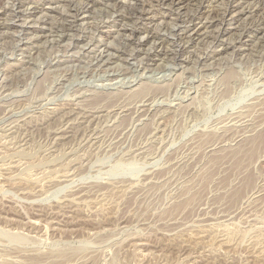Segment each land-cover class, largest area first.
Wrapping results in <instances>:
<instances>
[{"label":"rangeland","instance_id":"1","mask_svg":"<svg viewBox=\"0 0 264 264\" xmlns=\"http://www.w3.org/2000/svg\"><path fill=\"white\" fill-rule=\"evenodd\" d=\"M263 27L264 0H0V264H264Z\"/></svg>","mask_w":264,"mask_h":264},{"label":"bare ground","instance_id":"2","mask_svg":"<svg viewBox=\"0 0 264 264\" xmlns=\"http://www.w3.org/2000/svg\"><path fill=\"white\" fill-rule=\"evenodd\" d=\"M166 1H167V0H166ZM168 1H171V2L173 3V2H175L176 0H168ZM163 2H164V0H163ZM200 2H201V1H200ZM200 2H199V4H200ZM202 3H203V1H202ZM202 3H201V4H202ZM14 4H17V2H15ZM163 4H164V3H163ZM20 6H21V5H20ZM17 7H18V6H17ZM18 9H19V8H18ZM71 9H72V8H71ZM132 10H134V9H132ZM141 10H142V9H141ZM54 11H55V10H54ZM15 12H16V11H15ZM72 12H74V13L76 14V12H78V11H76V9H75V10L73 9ZM79 12H80V11H79ZM135 12H136V11H135ZM5 13H6V12H5ZM16 13H17V12H16ZM54 13H56V16H57V14H58L59 12L55 11ZM137 13L139 14L140 12H137ZM130 14H131V13H130ZM138 14H137V15H138ZM140 14H141V13H140ZM16 15H17V14H16ZM58 15H59V14H58ZM72 15H74V14H72ZM126 15H127V14H126ZM128 15H129V14H128ZM132 15H133V13H132ZM217 15H218V14H217ZM217 15H216V16H217ZM224 15H225V14H224ZM130 16H131V15H130ZM135 16H136V15H135ZM135 16H134V17H135ZM59 17H60V16H59ZM61 17H62V16H61ZM127 17H128V16H127ZM127 17L124 16V17H122V19H123V20H124V19H125V20H131V18H127ZM131 17H132V16H131ZM217 17H219V16H217ZM217 19H218V18H217ZM221 20H223V19H221ZM182 21H183V20H182ZM193 21H194V20H193ZM72 22H73V21H72ZM190 22H191V21H190ZM249 27H250V26H249ZM52 28H53V27H52ZM54 28H56V27H54ZM60 28H61V27H60ZM62 28H63V31H66V32H67V31H71L74 27H73V24H71V25H69V26H68V25H67V26H62ZM263 28H264V27H263ZM57 29H58V28H57ZM59 30H60V29H59ZM124 30H125V29H124ZM130 30H131V29H130ZM55 31H56V30H55ZM57 31H58V30H57ZM260 31H261V30H260ZM53 32H54V31H53ZM58 32H59V31H58ZM182 32H183V30H182ZM59 33H61V30H60ZM130 33H131V35H132V38H133V37H136V36L138 35V31H137V30H131ZM124 34H125V33H124ZM131 35H130V36H131ZM128 37H129V36H128ZM153 38H154V37H153ZM122 39H123V38H122ZM133 39H134V38H133ZM156 39H157V38H156ZM130 40H132V39H130ZM263 40H264V39H263ZM155 41H156V40H155ZM134 42H136V41H134ZM159 42H161V43H160V46H161V47H162V45L165 43V41L162 40V39H161ZM131 43L133 44V41L130 42V44H131ZM136 45H137V44H136ZM138 45H139V43H138ZM140 46H142V45H140ZM137 48H138V47H137ZM135 49H136V48H135ZM176 56H177V55H176ZM35 200H36V199H35Z\"/></svg>","mask_w":264,"mask_h":264}]
</instances>
